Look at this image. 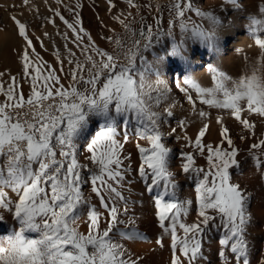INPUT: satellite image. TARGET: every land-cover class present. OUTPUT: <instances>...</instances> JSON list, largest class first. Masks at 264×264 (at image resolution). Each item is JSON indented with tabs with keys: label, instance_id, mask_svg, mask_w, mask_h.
Segmentation results:
<instances>
[{
	"label": "rangeland",
	"instance_id": "obj_1",
	"mask_svg": "<svg viewBox=\"0 0 264 264\" xmlns=\"http://www.w3.org/2000/svg\"><path fill=\"white\" fill-rule=\"evenodd\" d=\"M3 1L0 41L14 25L33 50L22 37L31 68L11 77L15 49L0 57L18 92L0 96V247L41 264H264V0H102L105 18L101 0H21L12 23ZM205 46L203 83L182 63Z\"/></svg>",
	"mask_w": 264,
	"mask_h": 264
},
{
	"label": "bare ground",
	"instance_id": "obj_2",
	"mask_svg": "<svg viewBox=\"0 0 264 264\" xmlns=\"http://www.w3.org/2000/svg\"><path fill=\"white\" fill-rule=\"evenodd\" d=\"M25 2H26V0H24ZM30 1V0H29ZM34 1V0H33ZM59 1V0H58ZM71 1V0H70ZM73 1V0H72ZM82 1V0H81ZM96 0H94V2H95ZM98 1V0H97ZM96 1V2H97ZM129 1V0H128ZM4 3V5H6L7 6V8L9 7V6H13V7H15V6H17V8H20V10L19 11H10V13L8 12L7 14H6V12L5 13H2V11H1V13H2V15L4 14V16H3V18H1L2 20H5V21H7V20H9L11 23L13 22L12 20H10V19H5L6 17H11V16H13V17H15V18H17V19H19L20 21H23L24 19H27V18H25L24 16H26V14L24 15V12H25V7H24V9H21V7H22V1L21 0H4L3 1ZM30 2H32V1H30ZM66 2H67V0H66ZM69 2V1H68ZM95 2V3H96ZM104 2V1H103ZM103 2H102V0L101 1H99L98 3L100 4V5H102V7H101V9L99 10V9H97L95 12H96V14L95 15H100L101 14V16L102 15H104V14H102V13H104V11L106 10V9H104V5H103ZM106 2V1H105ZM110 2H111V0H110ZM127 2V1H126ZM135 2V1H134ZM29 3V2H28ZM70 3V2H69ZM68 3V4H69ZM72 3V2H71ZM83 3V2H82ZM87 3H89V2H87ZM114 3V2H113ZM116 3V2H115ZM119 3V2H118ZM132 3V2H131ZM27 4V3H26ZM31 4V3H30ZM50 4H53V0H36L35 1V4L34 5H32L31 6V8L29 9V11L30 12H33V11H35V9L36 8H38V9H41L42 7H44L45 8V6H47V5H50ZM73 4H75V2H73ZM86 4V3H85ZM107 4V3H106ZM123 4H124V2H123ZM127 4H128V2H127ZM127 4H125V5H120L119 4V6H121V7H125V9L128 7V5ZM130 4V3H129ZM89 5V4H88ZM88 5H86L87 7H88ZM118 5V4H117ZM0 6H2L1 4H0ZM70 6V5H69ZM84 6V5H83ZM113 6H114V4H113ZM133 6V5H132ZM132 6H130V7H132ZM28 7H30V5L28 6ZM52 7V6H51ZM117 7V6H116ZM134 7V6H133ZM4 7L2 6V9H3ZM6 8V9H7ZM48 8V7H47ZM91 8V7H90ZM113 8H115V7H113ZM113 8H112V11H113ZM13 9V8H12ZM50 9V8H49ZM88 9V8H87ZM96 9V8H95ZM94 9V10H95ZM104 9V10H103ZM124 9V8H123ZM123 9L121 10V12L123 11ZM130 9V8H129ZM15 10V9H14ZM26 10L28 11V9L26 8ZM120 10V9H119ZM27 11L25 12V13H27ZM89 11V10H88ZM111 11V12H112ZM58 12V11H57ZM90 12H92V11H90ZM90 12H88V13H90ZM117 12H118V10H117ZM117 12L115 11V13L117 14ZM109 13V12H108ZM107 13V14H108ZM114 13V12H113ZM114 13V15H116ZM6 14V15H5ZM122 14V13H121ZM125 14V13H124ZM113 15V17L114 18H117L118 17V15H116L117 17H115ZM93 16V15H92ZM105 16V15H104ZM104 16H102V17H104ZM109 16H110V14H109ZM8 17V18H9ZM94 17H96V16H94ZM120 17V16H119ZM122 17V16H121ZM208 17H211V16H208ZM207 17V18H208ZM105 18V17H104ZM114 18H111V19H114ZM123 18V17H122ZM121 18V19H122ZM214 18V17H213ZM103 19V18H102ZM110 19V18H109ZM229 19V18H228ZM55 20V19H54ZM225 20V19H224ZM4 21V22H5ZM16 21V20H15ZM28 22L30 21V20H27ZM103 21V20H102ZM115 21H117L116 19H115ZM213 21V20H212ZM231 21V20H230ZM3 22V23H4ZM27 22V23H28ZM110 22V21H109ZM118 22V21H117ZM218 22H219V20H218ZM2 23V22H1ZM10 23V24H11ZM95 23V22H94ZM227 23H228V21H227ZM9 24V23H8ZM21 24V23H20ZM29 24V23H28ZM34 24V23H33ZM215 24H216V22H215ZM220 24H222V23H220ZM12 25V24H11ZM51 25H53V24H51ZM55 25V24H54ZM5 26V27H4ZM3 27L4 28H7L6 26H10V25H4ZM14 26V25H13ZM13 26H10V28L8 29L9 31L7 32V33H5L4 35H3V38H2V42L0 43V57L1 58H3L1 55H9L8 54V52L6 53H4L3 52V49L4 48H14L15 49V52H13L14 54H15V56H14V54H13V57H14V59H15V61L13 62V64H15V65H13V67H12V65H8V64H3V60L1 61V59H0V61H1V63H2V65H4L3 67H5V68H3V70L5 69V71H6V69H8V71H12V72H5V74H10V77L12 76V74H13V70H17V71H20L19 69H25L26 67L27 68H31V65L28 67L27 65H29V64H27V63H32V58H31V60L28 58V57H26V58H28V59H26L25 58V52H27V50L28 49H26L25 47L28 45V43L30 44V41H32V40H30V41H28L27 40V37H25V36H21V38L23 37L25 40H26V43H27V41H28V43H27V45H25V43H23V41H25V40H21V38L19 37V39H18V36H17V34H15L17 31H15V29H14V27ZM25 26V25H24ZM23 26V27H24ZM28 26V25H27ZM50 26V25H49ZM216 26H218V25H216ZM221 26V25H220ZM227 26V25H226ZM1 27V26H0ZM20 27V26H19ZM18 27V28H19ZM223 27H225V25L223 26ZM2 28V27H1ZM28 28V27H27ZM44 27L42 26L41 27V29H43ZM62 28V27H61ZM219 29H220V27H218ZM49 29H51V28H49ZM205 29V28H204ZM3 30H5V29H3ZM43 30H46L45 28L43 29ZM53 30H56V28L55 29H53ZM52 30V31H53ZM62 30V29H61ZM198 30V29H197ZM218 30V29H217ZM6 31H7V29H6ZM41 30L39 29V32H40ZM228 31V30H227ZM5 32V31H4ZM41 32H43V31H41ZM40 32V33H41ZM202 32V31H201ZM223 32V31H222ZM18 33H20V30H19V32ZM43 33H45V32H43ZM43 33H41V34H43ZM52 33V32H51ZM27 34V32H25V35ZM53 34H56V33H53ZM52 34V35H53ZM218 34V33H217ZM231 34H234V33H230V35ZM206 35V34H205ZM214 35H215V33H214ZM219 35H220V33H219ZM229 35V34H228ZM39 36V35H38ZM56 36V35H55ZM59 37H58V40L61 38V36L60 35H58ZM222 36V35H221ZM29 37V36H28ZM57 37V36H56ZM55 37V38H56ZM207 37V36H206ZM219 37V36H218ZM224 37V36H223ZM38 38V37H37ZM41 38V37H40ZM212 38V37H211ZM30 39H32L31 37H30ZM53 39V38H52ZM51 39V40H52ZM57 39V38H56ZM63 39V38H62ZM75 39H76V37H75ZM75 39H74V43H75ZM83 39V38H82ZM92 39V38H91ZM201 39V38H200ZM217 39H219V38H217ZM220 39H221V37H220ZM236 39H239V41H241V37L240 36H238V37H236ZM42 40V39H41ZM73 40V39H72ZM71 40V41H72ZM77 40H78V38H77ZM76 40V41H77ZM87 40H89V39H87ZM188 40V39H187ZM204 40H206V39H204ZM216 40V39H215ZM223 40H226L225 38L224 39H222V41ZM44 41H46V40H44ZM83 41V40H82ZM92 41H94V40H92ZM228 41V40H227ZM238 41V40H237ZM236 41V42H237ZM33 42H34V40H33ZM57 42H61V41H57ZM65 42V41H64ZM64 42H63V46H65V44H64ZM69 42H70V40H69ZM73 42V41H72ZM79 43L81 42V41H78ZM84 42V41H83ZM189 42V41H188ZM202 42V41H201ZM234 42H235V40H234ZM32 43V42H31ZM87 43V42H86ZM85 43V44H86ZM176 43V42H175ZM178 43V42H177ZM211 43V42H210ZM216 43L218 44V45H220V43H221V41L219 40H217L216 41ZM35 44V43H34ZM32 45V46H34L35 47V45ZM60 44H62V42L60 43ZM71 44V43H70ZM77 44L78 43H76V46H77ZM82 44V43H81ZM89 44V43H88ZM209 44V43H208ZM37 45V44H36ZM47 45H48V43H47ZM68 45V44H67ZM83 45V44H82ZM91 45V44H90ZM93 45H94V47H95V44L93 43ZM202 45V44H201ZM205 45H207V43L205 44ZM214 44H212V46H213ZM28 46H30V45H28ZM38 46V45H37ZM36 46V47H37ZM43 46V48H44V45H42ZM41 46V47H42ZM97 46V45H96ZM182 46V45H181ZM195 46V45H194ZM223 46V45H222ZM245 46V45H244ZM31 47V46H30ZM29 47V48H30ZM33 47V48H34ZM46 47V46H45ZM69 47V46H68ZM78 47V46H77ZM77 47L75 48V45H74V48L75 49H77ZM82 48L84 47V45L83 46H81ZM85 47H86V45H85ZM88 47V46H87ZM206 47V46H205ZM214 47V46H213ZM212 47V48H213ZM215 47H216V45H215ZM28 48V47H27ZM38 48V47H37ZM42 48V49H43ZM47 48H48V46H47ZM53 48V47H52ZM82 48H80V49H82ZM199 48H200V46H199ZM207 48V47H206ZM13 49V50H14ZM31 49H32V47H31ZM41 49V48H40ZM49 49V48H48ZM74 49V50H75ZM79 49V48H78ZM77 49V50H78ZM87 49H89V48H87ZM193 49V48H192ZM218 49V48H217ZM9 50V49H8ZM33 50V49H32ZM45 50V49H44ZM72 50V49H71ZM76 50V51H77ZM83 50H85L86 51V48L85 49H82V51ZM90 50V49H89ZM91 50H93V48L91 49ZM95 50V49H94ZM178 50V49H177ZM189 50V49H188ZM5 51V50H4ZM38 51V50H37ZM47 51V53L48 52H50V51H48V50H46ZM73 51V50H72ZM80 51V50H79ZM84 51V52H85ZM12 51L10 50V53H11ZM34 51H32V53H33ZM38 52H40V51H38ZM45 52V51H44ZM55 52V51H54ZM53 52V53H54ZM75 52V51H74ZM89 52H91V51H89ZM94 52V51H93ZM215 52H217V51H215ZM214 52V53H215ZM4 53V54H3ZM25 53V54H24ZM28 53V52H27ZM30 53H31V50H30ZM40 53H42V52H40ZM40 53H39V55H37V56H39V58H41L40 57ZM46 53V52H45ZM46 53V54H47ZM92 53V52H91ZM180 53V52H179ZM178 53V54H179ZM221 53V52H220ZM12 54V53H11ZM34 54H36V53H34ZM38 54V53H37ZM90 54V53H89ZM209 54H210V51H209V48H207V50L206 49H204V47L203 48H201V49H198V54L197 55H192V57L190 56V57H188V59H187V61L185 62V63H182L183 65H184V67H185V69L186 70H193V71H195L196 72V70L198 69V67L199 66H202V65H204L205 66V64H206V61H211L212 59H211V57L209 56ZM32 55V54H31ZM43 55H44V53H43ZM55 55V54H54ZM177 55V54H176ZM181 55H182V53H181ZM190 55V54H189ZM222 55V54H221ZM220 55V56H221ZM27 56V55H26ZM33 56V55H32ZM49 56V55H48ZM174 56V55H173ZM179 56H180V54H179ZM183 56V55H182ZM215 56H218V55H215ZM29 57H30V54H29ZM36 56H33V58H35ZM5 58V57H4ZM38 58V57H37ZM38 58V59H39ZM45 58H47V57H45ZM49 58H50V56H49ZM175 58V57H174ZM179 58H181V57H179ZM7 59H8V57H7ZM215 59V58H214ZM217 59V58H216ZM226 59V58H225ZM48 60V59H47ZM177 60H178V58H177ZM180 60H182V59H180ZM179 60V61H180ZM205 60V61H204ZM218 60V59H217ZM4 61H5V59H4ZM30 61V62H29ZM37 61V60H36ZM49 61H50V59H49ZM8 62H10V60H8ZM212 62V61H211ZM6 63V62H5ZM11 63V62H10ZM9 63V64H10ZM30 63V64H31ZM40 63V62H39ZM176 63H177V65H176V68H179V66H180V64H178L179 62H177L176 61ZM27 64V65H26ZM37 64H38V62H37ZM56 64V63H55ZM6 65V66H5ZM33 65V64H32ZM42 65V64H41ZM1 66V65H0ZM209 66V65H208ZM214 66V65H213ZM213 66H211V67H213ZM34 67V68H33ZM37 66H32V69H35ZM175 67V66H174ZM261 67L263 68V70H264V63L262 62V64H261ZM13 68V69H12ZM26 68V69H27ZM202 68V67H201ZM1 69H2V66H1ZM0 69V76H1V74H2V71L3 70H1ZM24 69H23V71H24ZM36 70V69H35ZM35 70L33 71V72H35ZM203 70H204V68H203ZM205 70H206V68H205ZM211 70V69H210ZM22 71V72H23ZM209 71V70H208ZM190 72V71H189ZM211 72V71H210ZM24 73H25V71H24ZM37 73H39V72H37ZM37 73L35 74L36 75V77H37ZM22 74V73H21ZM206 74V73H205ZM205 74L202 72V71H200V72H196V73H194V77H197V79H198V81H200V82H203L204 83V81H206V79L208 78V77H206L205 76ZM8 75H6V76H8ZM14 76L16 75L15 74V71H14V74H13ZM193 75V74H192ZM166 76V75H165ZM2 77H3V75H2ZM9 77V76H8ZM10 77H9V79H10ZM17 77V76H16ZM24 77V76H23ZM38 77L40 78V75H38ZM42 77V76H41ZM35 78V77H34ZM33 78V79H34ZM170 77H167V79H169ZM173 80L174 79H176V78H178V77H176V75L175 76H173V77H171ZM188 78H189V76H188ZM8 79V80H9ZM194 79V78H193ZM1 81H0V88H1V86H2V90L0 89V96H2L3 98H10V99H14L13 98V93L15 92H17V91H13V93H12V85H11V81L9 82V81H5V80H3V79H0ZM11 80V79H10ZM24 80H26V79H24ZM161 80V79H160ZM159 80V81H160ZM177 80V79H176ZM18 81V80H17ZM27 81V80H26ZM163 81V80H162ZM190 81V80H189ZM208 81V80H207ZM14 82H15V80H14ZM27 83V82H26ZM36 83V82H35ZM30 84V83H29ZM37 84V83H36ZM164 84V83H163ZM18 85H19V82H18ZM23 85V84H22ZM31 85V84H30ZM155 85H157L156 83H155ZM165 85V84H164ZM163 85V86H164ZM216 85V84H215ZM218 85H219V83H218ZM14 87H15V85H14ZM25 87H26V85H25ZM24 86H23V88L26 90L27 89V87L25 88ZM39 87V86H38ZM159 87V86H158ZM165 87H166V85H165ZM40 88V87H39ZM156 89H157V87H155ZM214 88H216L217 89V87H215L214 86ZM18 88L16 87V90H17ZM206 89V88H205ZM212 89L213 88H211V90H208V88L206 89V90H204V93H207V92H213V96H214V98H216V101L219 99H221L218 95H220V96H226V92H224L223 93V91H222V93H216V91H215V93H214V91H212ZM15 90V89H14ZM20 90V89H19ZM22 90V89H21ZM31 90V89H30ZM36 90H37V88H36ZM162 90V89H161ZM158 91V90H157ZM167 91H168V89H167ZM170 91V90H169ZM199 91V90H198ZM201 91V90H200ZM166 92V91H165ZM221 92V91H220ZM18 93V92H17ZM16 93V94H17ZM20 93H22V92H20ZM26 94H27V92H25ZM162 93V92H161ZM2 94V95H1ZM24 94V93H23ZM168 94V93H167ZM19 95V94H18ZM30 95V94H29ZM169 95V94H168ZM164 95H162V97H163ZM165 96H167V95H165ZM164 96V97H165ZM259 96L260 97H262V99H264V86L263 85H261V86H259L258 87V89H257V92L255 93V95H254V98H255V100H257L258 98H259ZM18 97V96H17ZM17 97H15V98H17ZM33 97V96H32ZM8 98V99H9ZM153 98V97H152ZM166 98V97H165ZM169 98V97H168ZM172 98V97H171ZM171 98H169V99H171ZM210 98V97H209ZM1 99V98H0ZM9 99V100H10ZM164 99V98H163ZM11 100V101H12ZM161 100V99H160ZM222 100H224V99H222ZM1 101V100H0ZM34 101V100H33ZM155 101V100H154ZM28 102V101H27ZM156 102H158L157 100H156ZM16 103V102H15ZM20 103V102H19ZM18 103V104H19ZM159 103H160V101H159ZM1 104H2V102H1ZM1 104H0V106H1ZM169 104V103H168ZM168 104H166V105H164V106H167ZM15 105V104H14ZM17 105V104H16ZM154 105H155V103H154ZM3 106V105H2ZM158 106V105H157ZM169 106V105H168ZM167 106V107H168ZM172 106V105H171ZM174 106V105H173ZM172 106V107H173ZM176 106V105H175ZM7 107V106H6ZM177 107V106H176ZM150 108V107H149ZM153 108V107H152ZM162 108V107H161ZM171 108V107H170ZM174 108V107H173ZM182 108V107H181ZM165 109H166V107H165ZM177 109V108H176ZM178 109H179V107H178ZM8 110V109H7ZM162 110H163V108H162ZM174 110H175V108H174ZM174 110H171V111H173L174 112ZM181 110H182V113H183V110L184 109H180V113H181ZM3 111V110H2ZM176 111V110H175ZM179 111V110H178ZM9 112V111H8ZM155 112V111H154ZM177 112V111H176ZM186 112V111H185ZM150 113H152V112H150ZM172 113V112H171ZM180 113H178V114H180ZM262 113V112H261ZM174 114V113H173ZM172 114V115H173ZM7 115V114H6ZM1 118V117H0ZM11 174V173H10ZM13 194L15 193V192H12ZM11 193V194H12ZM12 196V195H11ZM13 196H15V195H13ZM13 198V197H12ZM146 198V197H145ZM17 199V198H16ZM16 199H15V202H16ZM13 200V199H12ZM23 200V199H22ZM14 202V201H13ZM8 203V202H7ZM18 203H19V201H18ZM13 207V206H12ZM16 207H17V205H16ZM18 209V208H17ZM12 210V209H11ZM13 211H14V209H13ZM12 211V212H13ZM122 211V210H121ZM15 212V211H14ZM124 212V211H123ZM8 213H10V211L8 212ZM7 213V214H8ZM20 213V212H19ZM27 213V212H26ZM1 214V213H0ZM21 214V213H20ZM124 214V213H123ZM12 215V214H11ZM133 215V214H132ZM124 216V215H123ZM25 217V216H24ZM135 217H136V215H135ZM135 217H133V218H135ZM5 218V217H4ZM7 218H9V217H7ZM26 218V217H25ZM127 218L125 217V219L124 220H126ZM10 220V219H9ZM115 220V219H114ZM136 220V219H135ZM4 222V221H3ZM28 222V221H27ZM122 222V221H121ZM132 222H133V220H132ZM113 223V222H112ZM119 223V222H118ZM125 223V222H124ZM123 223V224H124ZM114 224V223H113ZM126 224V223H125ZM133 224V223H132ZM96 226V225H95ZM122 227V226H121ZM99 228H100V226H99ZM105 229V228H104ZM22 230H23V227H22ZM25 230V229H24ZM7 231V230H6ZM10 231V230H9ZM104 231V230H103ZM102 231V232H103ZM98 233V232H97ZM14 235V234H13ZM32 235V234H31ZM95 235H97V234H95ZM97 237V236H96ZM103 237V236H102ZM1 238H2V236H1ZM4 238V240H5V237H3ZM18 238V237H17ZM17 238H12L13 240H10L11 242L12 241H17L16 239ZM112 238V237H111ZM0 240H2V239H0ZM21 240H24V239H21ZM46 240V239H45ZM104 240V239H103ZM51 242V241H50ZM99 242V241H98ZM22 243V242H21ZM32 243V242H31ZM102 243V242H101ZM7 244V243H6ZM12 245H10V248L8 247L9 246V244L7 245V248H9L8 250H6V246H5V244H2L1 245V247H0V249H1V252H2V258H1V263L2 264H41L42 263V261H41V258H40V255H39V253H35V251H33V253L34 254H32V256L30 257V256H28V258L27 257H21L20 256V253L21 252H19L18 251V247H19V244H18V246L16 245V244H14V243H11ZM34 244V243H33ZM96 244V243H95ZM23 245V244H22ZM99 245V244H98ZM35 246V245H34ZM41 246V245H40ZM64 248H65V246L64 245H58L56 248H55V250H49L47 253H48V255L50 254V256L52 255V256H54L55 254H59V252L60 251H63L64 250ZM48 249V248H47ZM41 251V250H40ZM43 251V250H42ZM45 251V250H44ZM32 252V251H31ZM70 252L72 253V251L71 250H69V252L67 253V254H69L70 255ZM63 253V252H62ZM30 254V253H29ZM99 254V253H98ZM97 254V255H98ZM43 256V255H42ZM51 256V257H52ZM51 260V259H50ZM47 261V260H46ZM65 263V262H64ZM68 264H71L70 263V261H69V263Z\"/></svg>",
	"mask_w": 264,
	"mask_h": 264
},
{
	"label": "trees",
	"instance_id": "obj_3",
	"mask_svg": "<svg viewBox=\"0 0 264 264\" xmlns=\"http://www.w3.org/2000/svg\"><path fill=\"white\" fill-rule=\"evenodd\" d=\"M65 231L68 233V235L70 236L71 240H72V243L79 247V244H78V236L76 235V233L71 229L69 228L68 226L65 227Z\"/></svg>",
	"mask_w": 264,
	"mask_h": 264
}]
</instances>
